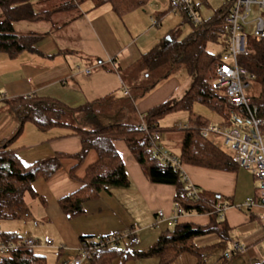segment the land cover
Listing matches in <instances>:
<instances>
[{"label":"crops","instance_id":"crops-1","mask_svg":"<svg viewBox=\"0 0 264 264\" xmlns=\"http://www.w3.org/2000/svg\"><path fill=\"white\" fill-rule=\"evenodd\" d=\"M75 1L76 8L57 12L52 20L14 22L18 33H34L41 37L34 49H25L16 57L0 53V142L13 139L19 131V119L9 106V100L18 97L54 98L73 109L108 98L95 112L75 113L68 121L91 130L98 124L116 122L140 125L148 110L170 99L181 98L189 89L190 75L181 66L144 92L156 78L154 73L151 75L139 66L141 59L168 34L176 31L167 32L163 27H157L161 23V11L151 15L150 20L147 12L141 10L145 5L120 14L110 0ZM167 2L169 5V0ZM204 121L226 122L200 103H195L190 111L167 114L160 120L163 129L161 146L179 156L183 124ZM180 122L183 128L179 126ZM209 137L218 146L220 143L215 140L222 139L224 143L218 133ZM114 145L127 168L130 185L102 190L96 198L84 203L83 213L69 216L61 208L60 200L85 185L87 169L97 161V152L90 150L79 162L76 156L82 149L79 135L66 126L43 130L34 122L26 121L11 145L19 160L29 166L60 155L61 166L49 178H38L33 182L36 195L28 193L25 196L29 215L0 220V242L2 233L22 238L18 232L25 224L26 230L30 231L29 237L33 236L38 242L42 236L52 237L61 245L60 249L67 250L66 262L80 255L83 238H100L130 229H136L140 239L134 251L149 248L161 233L175 224L171 216L175 209L176 188L149 181L126 142L115 140ZM182 171L187 182L194 184L202 197L214 201L215 206L227 205L216 223L210 213H185L178 221L208 228H215L217 224L219 229H227L225 238L213 230L197 237L196 244L207 249L205 257L209 251H215L213 264H264V206L238 207L258 195L253 170L238 166L236 170L228 171L183 164ZM219 221L221 224L217 223ZM122 241L127 247L128 240ZM229 241L232 245L239 242L245 249H228L225 242ZM119 257L121 261L116 264H160L156 256L126 257L121 254ZM196 263L195 256L183 252L170 264Z\"/></svg>","mask_w":264,"mask_h":264},{"label":"trees","instance_id":"trees-1","mask_svg":"<svg viewBox=\"0 0 264 264\" xmlns=\"http://www.w3.org/2000/svg\"><path fill=\"white\" fill-rule=\"evenodd\" d=\"M110 1L114 9L123 14L145 5L149 0ZM234 1L225 0L213 16L199 23L193 22L187 13L182 12L193 24V30L188 36L179 40L172 32L143 56L139 66L149 74L165 70L154 83L146 86L144 92L154 88L177 67H184L191 78V85L181 98L170 99L147 111L143 120L147 125L145 131L140 130L139 125L118 122L108 125L98 124L91 130L68 122L75 113L87 115L95 112L98 106L108 101V98L88 103L77 109L48 97L23 96L9 100L10 109L19 119L20 128L13 139L0 142V220L29 215L30 210L26 205L25 196L28 193L36 195L33 182L38 178H49L61 166L60 155L26 166L15 154L11 147L14 138L19 135L26 121H32L43 130L53 126H66L74 134L79 135L82 146L81 151L76 155L79 162L84 160L90 150L97 152V161L87 169L85 185L60 200L61 208L69 216L83 213L84 203L96 198L102 190L130 185L129 173L114 145L115 140H123L149 181L175 186V208L181 207L189 214L210 213L216 223L219 214L213 213L215 202L205 199L201 193L199 199L188 196V182L181 167L183 164H191L218 170H236L238 165L233 156L216 145L210 137L203 136L200 130L185 128L182 151L178 156L182 166L175 167L153 153L151 139L153 133H161L163 130L160 127V120L164 116L171 112L190 111L195 103L213 110L230 126L243 120L245 113L229 105L225 90L217 82L219 65L223 54L227 51L228 35L224 27L225 18L231 11ZM76 7L75 0H39L37 3L31 0H0V53L7 54L11 58L16 57L25 49H34L35 43L41 37L34 33H18L14 28L15 21H49L53 19V14L71 11ZM196 9L198 10L197 3ZM223 34L225 38L222 41V51L220 53L209 51L207 44L218 42ZM248 40V52L238 58V63L254 74L249 95L256 115L264 119V38L258 40L249 36ZM203 124L206 122L204 121ZM217 223L221 224L220 221ZM212 230L226 237L224 231L227 229H219L217 224L215 228H208L176 222L171 229L161 233L159 238L145 250H136L134 255H131V253H124L125 251L118 245L109 244L104 249L93 253L88 264H108L121 254L126 257L156 256L160 264H170L183 252L195 256L196 264H205L207 249L198 246L196 239ZM2 236L3 242L20 243V247L0 256V264H47L46 256L37 254L29 248L23 238L9 233H2ZM86 239L83 238L82 241ZM218 264H224V262Z\"/></svg>","mask_w":264,"mask_h":264},{"label":"built area","instance_id":"built-area-1","mask_svg":"<svg viewBox=\"0 0 264 264\" xmlns=\"http://www.w3.org/2000/svg\"><path fill=\"white\" fill-rule=\"evenodd\" d=\"M256 3L264 9V0H235L231 11L225 18V30L228 35L227 51L223 54L218 69V85L225 90L229 105L245 113L242 121L234 126L223 122L220 124L200 123L185 125L184 128H194L201 131L202 135L209 137L210 134L218 133L222 135L224 144L234 150L233 159L238 166L253 170L257 182L258 195L248 198L244 203L238 205L239 208H250L254 205L264 206V119L256 115L252 105V98L249 90L252 87L254 74L247 68L239 65L238 58L248 52V35L246 33L245 21L250 14V5ZM171 10L174 12H185L195 23L201 20L198 18L195 0H170ZM157 24V21H154ZM255 39L264 38V18L258 20L256 29L253 32ZM182 123L179 126L181 128ZM140 130H147V125L143 121L139 126ZM160 133H153L151 144L152 151L158 155L164 162L170 163L175 167H181V161L178 156L171 154L163 149L160 144ZM182 168V167H181ZM188 196L192 199H199V189L188 182ZM227 205H217L214 212L222 217L223 211ZM186 212L181 207H176L171 216L175 223ZM162 215V213H161ZM123 239L128 240V247L124 253L134 254V248L139 244L140 239L136 229H130L126 232L112 234L102 238H87L81 242L80 255L65 264H83V259H90L91 255L107 247L109 244L118 245ZM26 245L32 248L39 243L35 238L24 239ZM47 245H52V240H47ZM20 247V243L0 242V256L10 253ZM233 247L236 250H244L245 246L239 242H234Z\"/></svg>","mask_w":264,"mask_h":264},{"label":"rangeland","instance_id":"rangeland-1","mask_svg":"<svg viewBox=\"0 0 264 264\" xmlns=\"http://www.w3.org/2000/svg\"><path fill=\"white\" fill-rule=\"evenodd\" d=\"M33 3H37L39 0H31ZM260 1V0H259ZM195 2L198 4V10H197V15L198 18L202 20H207L209 17L213 16L214 13L222 7V5L225 3V0H195ZM159 3V6L158 4ZM153 6V7H152ZM158 6V9H157ZM170 9V10H169ZM250 14L248 18L245 21V27H246V33L250 34L251 32L256 29V26L258 24V20L260 18H264V9L259 7L258 4L253 3L250 5ZM141 10H145L149 16V19L151 20V15H156L162 14L161 16V23L160 25L158 24L157 27H163L164 31H169V30H176L174 32V35L178 37V39L183 40L188 36V34L193 30V24L192 21L189 20L187 16H185L182 12H174L171 10L170 6V0H169V5L167 0H149L144 7L141 8ZM157 12V13H156ZM152 19H155L152 18ZM157 19V18H156ZM156 21V20H154ZM170 32V31H169ZM225 34H223L218 42H209L207 44V49L213 53H220L222 51V41H224ZM165 70H160L153 72L154 77L157 79ZM257 90V89H256ZM255 91V88H254ZM169 131V130H168ZM174 131H180L179 129H176ZM211 138L214 137L213 135L210 136ZM216 143H220V147H222L225 151H227L230 155H234V150L230 148L229 146L224 145L223 140H215ZM25 225V224H24ZM21 227L19 229V232L22 235L23 239L29 238L30 231H27L26 228ZM42 228V227H41ZM32 232V230H31ZM33 237V236H32ZM41 237V236H39ZM34 238V237H33ZM44 238V239H43ZM47 239L53 240L52 245H47L46 241ZM233 241V240H232ZM232 241L225 242V245L227 246L228 249H232ZM123 242V241H122ZM120 243L121 245V250L126 251L127 248L124 246V243ZM61 245L57 244L52 237H47V236H42V239L39 243H37L34 247L33 250L35 252H39L41 254H44L46 256V261L47 264H65L66 261H64L65 257H67V250L60 249ZM219 252V251H217ZM218 257H221V254L218 255ZM215 259V251H209L208 255L206 257V263L205 264H213V261ZM71 260V259H69ZM67 260V261H69ZM120 260V257H116L113 262L110 264H116ZM126 261V260H125ZM128 261L130 259L128 258ZM83 264H87V260L83 259Z\"/></svg>","mask_w":264,"mask_h":264}]
</instances>
